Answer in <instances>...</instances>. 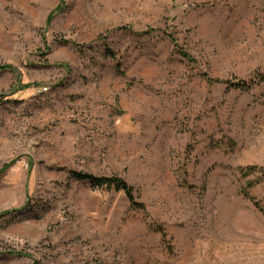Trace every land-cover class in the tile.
Listing matches in <instances>:
<instances>
[{
	"label": "rangeland",
	"instance_id": "1",
	"mask_svg": "<svg viewBox=\"0 0 264 264\" xmlns=\"http://www.w3.org/2000/svg\"><path fill=\"white\" fill-rule=\"evenodd\" d=\"M0 264H264V0H0Z\"/></svg>",
	"mask_w": 264,
	"mask_h": 264
},
{
	"label": "trees",
	"instance_id": "2",
	"mask_svg": "<svg viewBox=\"0 0 264 264\" xmlns=\"http://www.w3.org/2000/svg\"><path fill=\"white\" fill-rule=\"evenodd\" d=\"M105 54L109 57H111V51L107 48H105ZM183 58H187V56L183 53H181ZM206 80L213 84H224L226 86H230L232 88L242 89L246 90L249 89V85H246V83L242 81H238L237 83L231 84L230 82H222L216 79H210L206 78ZM257 171H260V168L256 166L246 167L243 169L244 176L253 175L257 173ZM71 177L82 183H88L91 187H106V188H112L117 192H122L130 205L133 208L144 210V206L140 203H137L134 195H133V189L122 179L112 176V177H96L91 174L82 173V172H71ZM252 186L251 182L246 183V187L250 188Z\"/></svg>",
	"mask_w": 264,
	"mask_h": 264
}]
</instances>
